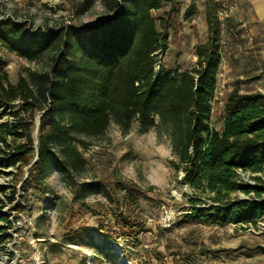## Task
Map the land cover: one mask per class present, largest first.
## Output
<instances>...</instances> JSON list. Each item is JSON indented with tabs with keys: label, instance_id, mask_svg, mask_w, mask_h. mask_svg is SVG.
Wrapping results in <instances>:
<instances>
[{
	"label": "trees",
	"instance_id": "1",
	"mask_svg": "<svg viewBox=\"0 0 264 264\" xmlns=\"http://www.w3.org/2000/svg\"><path fill=\"white\" fill-rule=\"evenodd\" d=\"M94 1L82 0L77 13H86ZM99 1L102 16L89 25L34 27L24 20L0 18V49L29 61H46L44 69H29L13 83L0 59V106L21 103L16 111L0 113V118L12 116L0 123V167L19 161L21 167L31 165L29 182L39 186L50 168L66 177L85 171L82 148L92 144L89 139L105 135L112 122L125 132L135 123L145 131L162 128L178 157L176 168L184 169V182L209 198L205 205L191 197L186 221L264 225V94L244 93L236 85L224 102L222 129L211 124L222 63L219 0L206 2L209 37L196 46V63L187 69L157 68L158 55L169 43L170 12L179 0ZM165 4L170 5L167 14L155 15ZM197 9L192 0L185 17L194 16ZM9 137L26 139L13 155L5 149L10 147ZM85 186L102 190L98 184ZM9 188L0 185V211L5 200L16 199L15 191L8 194ZM126 226H132L128 219ZM2 228L0 248L11 223ZM101 261L97 263L106 264Z\"/></svg>",
	"mask_w": 264,
	"mask_h": 264
},
{
	"label": "rangeland",
	"instance_id": "2",
	"mask_svg": "<svg viewBox=\"0 0 264 264\" xmlns=\"http://www.w3.org/2000/svg\"><path fill=\"white\" fill-rule=\"evenodd\" d=\"M82 0H0V18L24 20L29 26L95 23L102 16L99 0L84 14L76 6ZM197 12L185 10L192 0H179L170 12L169 43L159 53L164 69L192 68L196 46L209 37L205 8L207 0H194ZM223 23L222 63L213 101L211 124L221 128L224 102L240 85L242 92L264 94V0H219ZM165 4L154 11L165 16ZM4 69L14 83L29 69L42 70L46 61H29L0 49ZM20 101L4 110L20 109ZM39 115L33 136L37 143ZM10 114L0 123L11 120ZM8 136H11L9 134ZM82 148L87 167L66 177L50 168L39 186L29 182V167H0V185L15 191V201L5 200L0 211V234L8 238L0 248V264H264V225H205L186 221L191 197L207 205L206 194L184 182V169L176 168L178 157L164 129L143 130L137 123L123 131L112 122L105 135L89 139ZM9 154L25 138L9 137ZM8 159V157H7ZM37 156L34 158V161ZM28 181V182H27ZM87 184L100 185L92 191ZM89 188V189H87ZM79 192V193H78ZM240 195H243L240 193ZM132 226H126V220ZM217 250V252H213Z\"/></svg>",
	"mask_w": 264,
	"mask_h": 264
},
{
	"label": "built area",
	"instance_id": "3",
	"mask_svg": "<svg viewBox=\"0 0 264 264\" xmlns=\"http://www.w3.org/2000/svg\"><path fill=\"white\" fill-rule=\"evenodd\" d=\"M157 68H158V67H157ZM214 97H215V96H214ZM242 176H243V180H244L245 182L252 183V181L249 180L248 177L245 176V174H242Z\"/></svg>",
	"mask_w": 264,
	"mask_h": 264
},
{
	"label": "crops",
	"instance_id": "4",
	"mask_svg": "<svg viewBox=\"0 0 264 264\" xmlns=\"http://www.w3.org/2000/svg\"><path fill=\"white\" fill-rule=\"evenodd\" d=\"M222 127H223V122H222V126H221V128H216V129H218V130H221V129H222Z\"/></svg>",
	"mask_w": 264,
	"mask_h": 264
}]
</instances>
